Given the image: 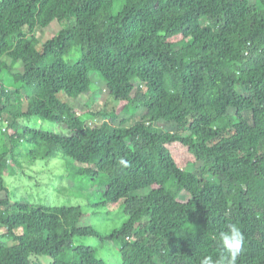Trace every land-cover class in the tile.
Segmentation results:
<instances>
[{"label": "trees", "instance_id": "obj_1", "mask_svg": "<svg viewBox=\"0 0 264 264\" xmlns=\"http://www.w3.org/2000/svg\"><path fill=\"white\" fill-rule=\"evenodd\" d=\"M0 82V264H108L77 244L89 236L122 264H200L235 222L238 264H264V0H0ZM39 157L97 182L96 207L120 226L13 201L11 160Z\"/></svg>", "mask_w": 264, "mask_h": 264}, {"label": "rangeland", "instance_id": "obj_2", "mask_svg": "<svg viewBox=\"0 0 264 264\" xmlns=\"http://www.w3.org/2000/svg\"><path fill=\"white\" fill-rule=\"evenodd\" d=\"M61 30V25L55 21L47 29H38L36 35L46 41L48 37L55 35ZM78 49V48H77ZM77 49L72 54L66 56V59H76L79 55ZM107 96L104 95L100 99V105H104ZM28 124L49 131H59L56 124L43 120L41 118H32L27 121ZM97 123V122H96ZM7 125L6 120H0V151L6 148L7 137L4 128ZM29 145L19 144L17 150L21 153L29 151ZM22 166L15 165L11 160L12 174L6 177L8 186L11 189V195L14 200H29L33 203H41L49 206H82L87 212L86 223L92 224L103 234L110 233L112 229L119 227L121 219H119V211L115 210L111 213L108 206L96 207L98 201L97 182L75 183L66 176L67 162L61 158L52 160L37 158L35 164H31L29 160L22 159ZM24 168V169H23ZM100 197V195H99ZM188 198L189 195L185 194ZM3 229L1 232H4ZM77 244H85L94 247L98 256L103 258L108 264H122V257L118 249L110 242H103L96 236L79 237ZM47 261L50 258L43 256Z\"/></svg>", "mask_w": 264, "mask_h": 264}, {"label": "clouds", "instance_id": "obj_3", "mask_svg": "<svg viewBox=\"0 0 264 264\" xmlns=\"http://www.w3.org/2000/svg\"><path fill=\"white\" fill-rule=\"evenodd\" d=\"M118 164L128 167V161L121 157ZM223 251L215 259L212 255L204 256L200 264H238L240 257L246 251V237L239 222L229 223L227 229L220 233Z\"/></svg>", "mask_w": 264, "mask_h": 264}, {"label": "built area", "instance_id": "obj_4", "mask_svg": "<svg viewBox=\"0 0 264 264\" xmlns=\"http://www.w3.org/2000/svg\"><path fill=\"white\" fill-rule=\"evenodd\" d=\"M2 83L0 82V99H1V92H2Z\"/></svg>", "mask_w": 264, "mask_h": 264}]
</instances>
